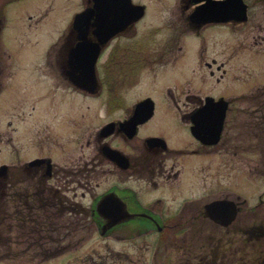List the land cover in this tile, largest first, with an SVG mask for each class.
<instances>
[{"label": "flooded vegetation", "instance_id": "obj_1", "mask_svg": "<svg viewBox=\"0 0 264 264\" xmlns=\"http://www.w3.org/2000/svg\"><path fill=\"white\" fill-rule=\"evenodd\" d=\"M15 1L0 0V12ZM139 5L143 7L140 17ZM93 6V0H86L80 10ZM116 7H109L105 33L96 23L95 14L86 29L83 24V32L71 24L55 56L57 91L60 93V81L69 89L67 101H60V112L74 113L78 105L86 103L90 110H97L99 104L103 120L98 127L97 122L74 123L67 142L60 145L58 134L57 144L53 145L57 151H39L19 160L0 162V199L12 200L15 217L25 225L37 224V216L46 214L49 205H56L58 215L63 213L60 193L66 195L82 205L85 214L99 218L96 229L101 235L124 242L123 256L128 263L264 264V210L258 212L254 205L243 208L246 199H240L237 193L230 195L231 190L224 187V177L209 175L208 171L210 165L217 171L224 165L225 134L230 129L228 114L234 110L236 100L225 98L220 87L228 71L225 57L241 51L251 59L264 57V0L158 1L152 8L155 16L145 22L149 10L146 4L118 0ZM162 19L168 21L161 28H170L168 36L155 25ZM249 22L251 31L246 28ZM1 24L2 17L0 31ZM144 26L154 33L147 32L144 37L140 33ZM215 27L224 28L228 37L219 49L209 50L197 40ZM84 33L91 46L81 51L80 63L76 59L72 63L74 47ZM106 34L109 36L101 39ZM157 35L152 40L162 46H146L151 36ZM92 59L93 77L88 72ZM145 70L148 84L164 85L167 94H115L113 88L118 81L128 87L144 86ZM17 74L14 64L0 60V92L12 87ZM46 74L43 65L34 73L40 81H46ZM177 83L188 85L185 94L176 93ZM192 86L198 91L192 92ZM208 86L210 90L204 92ZM20 88L27 91L25 96L7 98L0 94V100L13 103L5 118L9 135L3 139L0 131V151L4 148L9 157L27 146L22 143L24 139L32 138L39 145V140L47 137L43 133L49 117L60 118V112L50 110L51 105H40L46 97L41 96L45 88L31 95L25 85ZM101 91L107 94L101 95ZM75 96L78 100L73 99ZM208 97L227 101L220 137L215 143L202 142L193 133L196 128L208 134L219 125L214 113L195 114ZM246 99L264 104V84ZM145 100L149 105L138 107ZM259 109L253 108L252 113ZM92 114L89 119L96 118V113ZM150 125L160 128L151 130ZM60 147L73 153L61 165ZM54 158L59 160L55 162ZM100 175L107 176L104 184L95 180ZM60 176L63 183L66 179L73 183L72 195L60 190ZM107 196L112 199L99 208V199ZM257 200L261 202L262 195ZM119 215L123 222L107 225L110 218ZM32 230H28L29 235ZM135 246L137 259L129 252Z\"/></svg>", "mask_w": 264, "mask_h": 264}, {"label": "rangeland", "instance_id": "obj_2", "mask_svg": "<svg viewBox=\"0 0 264 264\" xmlns=\"http://www.w3.org/2000/svg\"><path fill=\"white\" fill-rule=\"evenodd\" d=\"M85 1L17 0L2 8L0 12V17H2L0 60L3 63L14 64L18 74L12 87L4 88L0 92V94L2 93L1 97L7 96L8 98L18 94L25 96L27 91L20 88L21 85L28 88L29 95L39 92L43 87L45 89L41 96L46 97L40 101V105H51V111L60 112V101L61 99L67 101L65 95L68 94L69 89L66 83L60 81V93L57 91L58 78L54 71L56 50L65 41L71 20L83 7ZM134 1L144 3L149 8L143 19L145 22L148 19L150 20L151 16H155L152 8L158 1L165 4L172 3L174 0ZM164 24H168V21L162 19L155 25H159L158 30L161 34L168 36L171 30L170 28L162 30ZM146 26L140 30L144 37H147V32L154 33V30L149 31ZM246 28L251 31L250 22L246 25ZM225 33L224 28L208 29L197 42L199 44L204 42L209 50L219 49L221 47L220 43L228 37ZM248 36H250V33ZM151 37V40L153 37L157 39L158 35ZM155 42L156 40L147 41L146 46H162L159 41ZM241 52L233 57H225L227 58L228 71L224 85L220 87H222V94L225 98H235L236 100L232 105L234 110H231L228 114L227 127L230 129L225 134L224 165L221 171H217V168L210 165L208 171L209 175L224 177V187L226 190H231L230 195L235 196L234 193H237L240 199H246L243 208L254 205L259 210L258 212H261V210H264V104L251 103L249 99L244 100V97L250 96L255 92L257 86L264 84V57L256 56V58L251 59L250 56H246L247 54ZM41 65L47 70L46 81L37 80L36 75H34L36 69ZM147 71H144L142 77L144 86L128 87L118 81L113 88L115 94L127 97H140L145 94L155 96L167 94L164 85L151 87L152 85L148 84ZM187 87L188 85L177 83L175 91L177 94H185ZM210 88L211 86H208L207 89H204V92L210 90ZM191 91L195 92L198 89L192 86ZM105 94L107 93L104 91L101 93V95ZM73 99L78 100L76 96ZM11 104L13 103L8 102L7 99L0 100V131H2L3 139L9 135L8 131L5 130L7 127L6 121H8L5 118L9 112L8 106ZM65 106L67 105L65 104ZM97 106H99L97 110H90V108H87L86 103L78 105L74 113L65 110L62 113L60 112V118L58 116L55 118L49 117L47 128L43 133L47 137L41 138L38 142L39 145L32 138L26 139L27 141L23 138L22 143L27 146L11 153L10 157L4 152L5 149L3 148L0 151V162L19 160L25 155L39 151H57V147L53 145L57 144L58 134H60V145L64 141L67 142L71 138L72 133L70 131L74 128V123L97 122L96 127H98L100 121L103 120L101 119L102 116L99 115V113H103V108L99 104ZM255 107L260 109L259 112L253 114L252 110ZM160 110L158 109V111ZM20 111H24V109L18 112ZM91 111L96 113L95 119H89L92 117L93 112L89 115L87 113ZM10 118L14 120L17 115L15 114L14 118ZM91 127L95 128L93 124ZM158 128H160L159 125H150L151 130ZM1 143L3 144V141ZM64 149L60 147V165L64 163L66 157L73 154L67 150L68 148ZM54 160L56 162L59 159L54 158ZM214 160L216 159L214 158ZM95 180L104 184L107 176L100 175ZM51 181L57 183L55 179ZM69 181L66 179V183H63L60 176V190L72 195L73 183ZM259 194L262 195L261 202L257 200ZM88 201L83 200L85 203ZM14 207V203L8 197L0 199V264H143L125 261L123 256L124 242L110 237L111 235H101L90 219L83 224L72 225L71 235L65 239L71 247L62 254H55L60 248V229L53 232H48L47 229V233H50L49 237L52 236L49 241H45V238H42L41 234L38 233L29 235L28 230H31V223L22 225V222H19L15 217ZM262 214L264 215V212ZM44 215L46 214L38 217L42 219L45 217ZM56 224L60 227V219L56 220ZM57 236L59 237L58 240ZM115 236L120 237L121 235L115 233ZM261 240L264 244V238ZM196 246H199V243ZM136 248V246L130 247L129 250L133 259L138 258V248ZM175 264L181 263L176 262Z\"/></svg>", "mask_w": 264, "mask_h": 264}, {"label": "water", "instance_id": "obj_3", "mask_svg": "<svg viewBox=\"0 0 264 264\" xmlns=\"http://www.w3.org/2000/svg\"><path fill=\"white\" fill-rule=\"evenodd\" d=\"M94 1V6L93 8L91 7H87L84 10H82L81 12L77 13L74 17V21H73V26L75 28H78L80 30V32L83 30V24H85V29L88 26V21L90 19L91 16H93L95 14L96 16V23L98 24V26L101 27L103 33L106 32V24L108 23V16H109V7L116 9V1L118 0H93ZM122 1H126L130 3V0H122ZM113 3V4H112ZM138 10H137V16L140 17L142 15V11H143V7L142 6H137ZM116 14H113V20H116ZM85 31V30H84ZM83 32V31H82ZM109 35H105L103 38V40L106 39V37ZM81 41L74 47L75 52L72 54V63L75 61L76 59V63H80L79 59H82L81 56V51L85 50V49H89V47L91 46V44L89 43V41L85 38V33L82 36L81 35ZM93 47H95L93 45ZM99 47V45H96V49ZM74 62V63H75ZM93 63H94V59L91 60V62L89 61L88 63V72L89 74L93 77L92 73H93ZM94 74V73H93ZM79 81V80H77ZM143 104H147L149 105L148 101H142L141 103L138 104V107L143 105ZM226 107H227V101L220 98L216 101H214L211 97H208L205 101V104L203 106H201L200 108H198L195 111V114L197 115H202L203 113H214L215 114V119L219 122V125L217 127H215L213 129V131H211L208 134L202 133L201 129H193V133L194 135L200 139L202 142L205 143H215L219 137H220V133H221V129H222V124H223V120L226 114ZM110 198L107 197H103L99 200L98 202V207L100 208L101 206L104 205V203H106L107 201H109ZM233 210L232 213L229 215V218L232 217L233 215ZM123 220V217L121 215L119 216H114L112 218L109 219V221L107 222L108 226H112L120 221Z\"/></svg>", "mask_w": 264, "mask_h": 264}, {"label": "trees", "instance_id": "obj_4", "mask_svg": "<svg viewBox=\"0 0 264 264\" xmlns=\"http://www.w3.org/2000/svg\"><path fill=\"white\" fill-rule=\"evenodd\" d=\"M49 211H55L53 215H45L44 218H42L43 221H39L37 224L34 223L33 228H39L41 227V232L44 234L45 240L49 241L50 233L53 231H58L60 229V248L57 250L55 254H61L64 251L68 250L70 244L65 241L66 238L70 237L71 231H72V225L76 224H83L86 220L90 219L91 221H97L96 216H89L88 214L84 213V208L80 204L73 203L69 198H67L65 195H62L60 193V211L63 210V213H60L58 215L56 213L57 207L56 205H49L48 207ZM51 213V212H50ZM60 219V227L56 224V220ZM54 254V255H55Z\"/></svg>", "mask_w": 264, "mask_h": 264}]
</instances>
